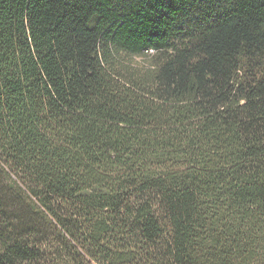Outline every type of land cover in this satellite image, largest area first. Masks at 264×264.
<instances>
[{"label":"trees","instance_id":"trees-1","mask_svg":"<svg viewBox=\"0 0 264 264\" xmlns=\"http://www.w3.org/2000/svg\"><path fill=\"white\" fill-rule=\"evenodd\" d=\"M0 174V264H264V0H0Z\"/></svg>","mask_w":264,"mask_h":264},{"label":"rangeland","instance_id":"rangeland-1","mask_svg":"<svg viewBox=\"0 0 264 264\" xmlns=\"http://www.w3.org/2000/svg\"><path fill=\"white\" fill-rule=\"evenodd\" d=\"M121 60H124L125 62H129L131 64H135V65H142L144 63L143 58H131V57H127V56H123L121 57ZM7 180L6 178H4L3 176H1L0 174V183H5Z\"/></svg>","mask_w":264,"mask_h":264}]
</instances>
